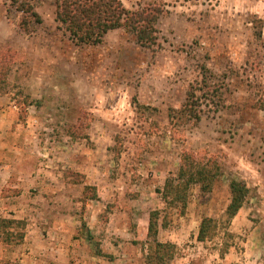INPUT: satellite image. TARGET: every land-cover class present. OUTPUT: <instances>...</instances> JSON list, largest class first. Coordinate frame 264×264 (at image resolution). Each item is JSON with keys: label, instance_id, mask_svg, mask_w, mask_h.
Wrapping results in <instances>:
<instances>
[{"label": "rangeland", "instance_id": "obj_1", "mask_svg": "<svg viewBox=\"0 0 264 264\" xmlns=\"http://www.w3.org/2000/svg\"><path fill=\"white\" fill-rule=\"evenodd\" d=\"M28 1L43 19L30 31L20 25L17 3L0 0V52L13 60L0 93V166L28 167L31 204L61 203L75 213L71 243L79 246L61 259L143 264L149 216L160 210L168 223L159 239L179 246L167 264H264V0H122L132 9H166L152 49L124 28L100 44H78L56 20L57 0ZM190 91L200 118L181 115ZM186 150L216 160L222 173L210 192L192 186L184 214L166 212L160 189ZM45 168L72 182V172L85 171L99 198L88 199L77 183L66 186L68 203L58 193L40 199ZM12 173L6 189L15 195ZM233 179L250 193L228 222ZM204 216L219 226L202 242ZM54 231L41 220L42 247L26 251L37 257L33 264L55 263ZM24 252L0 245V264H30Z\"/></svg>", "mask_w": 264, "mask_h": 264}, {"label": "trees", "instance_id": "obj_2", "mask_svg": "<svg viewBox=\"0 0 264 264\" xmlns=\"http://www.w3.org/2000/svg\"><path fill=\"white\" fill-rule=\"evenodd\" d=\"M22 13L20 25L30 31V24L42 17L35 10V5L28 0H13ZM56 20L70 33L78 44L97 45L103 42L105 35L114 29L124 28L133 34L137 43L144 48H155L160 45L159 19L166 9L160 3H149L140 8H128L122 0H57ZM14 56V55H13ZM12 56L0 52V93L7 92L9 74L12 70ZM194 91H190L187 101L181 109L182 116L195 115ZM71 135H76L72 133ZM222 173L221 165L211 158L198 157L192 151H184L178 173L166 179L160 193L165 201L167 211L172 208L185 213L189 204L190 190L198 185L204 192H210ZM77 176L75 181L84 184V193L88 199H98L96 187L85 183L83 173L72 172ZM91 193H88V192ZM231 198L226 208L228 222L234 218L246 203L250 188L244 180L233 179L230 183ZM19 193V190L16 191ZM161 219V211L150 213L147 240L144 244L143 264H167L176 258L179 246L171 241L159 239L160 226H167L166 215ZM218 219L204 216L200 223L198 240L205 242L213 238L218 230ZM27 221L13 217L0 216V242L7 245H19L26 236ZM190 264H202L200 260H192Z\"/></svg>", "mask_w": 264, "mask_h": 264}, {"label": "crops", "instance_id": "obj_3", "mask_svg": "<svg viewBox=\"0 0 264 264\" xmlns=\"http://www.w3.org/2000/svg\"><path fill=\"white\" fill-rule=\"evenodd\" d=\"M112 31V30H111ZM110 32V31H109ZM16 166V167H14ZM19 166V167H18ZM46 166L48 164L46 163ZM72 167V164H70ZM13 168L15 169V187H19V193H16L15 195H12L11 193H7L10 190L6 189V186H9V181L11 176L13 175L12 171ZM47 174H53L54 177H47L46 175L39 176L41 180V188L40 190V199L41 195L45 198V200H48V197L50 198L51 195H55L54 197H58L57 193L59 195V200L61 202H67L72 201L71 196L69 194H65L68 191L69 186L71 188L72 185H77V183L70 181H67L65 178L61 177L60 172L55 173L49 170V168H45L44 170L41 169V172H44ZM83 174H85L86 179L89 180V176H87V173L85 171H82ZM29 177L28 167L20 164V165H13L12 163L1 165L0 166V216L4 217H13L18 219H25L27 221V227H26V236L23 243L19 244L23 251L25 252L22 254L23 259L22 261H29L30 264H33V262L37 263L38 259L37 257H30L29 252L26 253L28 250H34L36 251L39 247L41 248V220H45L46 222H51L53 224V227L55 229V238L57 239V245L53 243V249L58 253H54V264H74L72 259L62 260V255H67L69 252L73 253L77 251L75 246L78 244L71 243L72 235L74 234V219L75 213H73L70 209L67 207H63V205L55 204L54 207L50 208V201L49 203L44 205V210H41V204L39 207H37L34 204L30 203L31 195H29L30 189H29V183H26V179ZM36 178L33 179L36 182ZM71 178V177H69ZM68 178V179H69ZM31 180V179H29ZM87 184L88 181L86 182ZM63 188H66L63 190ZM52 192V194H51ZM50 195V196H49ZM68 197V198H66ZM54 208V210H53ZM41 212L44 214L43 217H41ZM42 218V219H41ZM49 220V221H48ZM62 240H64L66 243H64ZM71 243V244H69ZM1 246L7 245L0 242ZM46 245L45 247H47ZM79 246V245H78ZM56 254V255H55ZM59 254V255H57ZM41 260V259H40ZM42 262V261H41ZM28 264V263H27Z\"/></svg>", "mask_w": 264, "mask_h": 264}]
</instances>
